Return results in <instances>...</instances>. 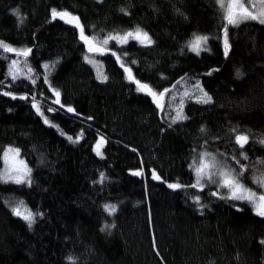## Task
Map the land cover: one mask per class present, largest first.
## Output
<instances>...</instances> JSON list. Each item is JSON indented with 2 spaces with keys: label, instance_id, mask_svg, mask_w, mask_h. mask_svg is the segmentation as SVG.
Returning a JSON list of instances; mask_svg holds the SVG:
<instances>
[{
  "label": "trees",
  "instance_id": "obj_1",
  "mask_svg": "<svg viewBox=\"0 0 264 264\" xmlns=\"http://www.w3.org/2000/svg\"><path fill=\"white\" fill-rule=\"evenodd\" d=\"M53 9L90 39L139 28L152 43L93 52L101 82L80 28ZM224 17L218 0H0V42L31 49L0 47V169L12 146L32 171L30 185L0 181V264H264V216L226 190L193 187L204 151L227 155L247 188L264 176V24ZM195 35L209 36L199 55L187 48ZM135 81L167 90L163 107ZM196 85L210 102L182 97ZM237 135L248 136L243 149ZM9 200L31 208V227Z\"/></svg>",
  "mask_w": 264,
  "mask_h": 264
},
{
  "label": "snow or ice",
  "instance_id": "obj_2",
  "mask_svg": "<svg viewBox=\"0 0 264 264\" xmlns=\"http://www.w3.org/2000/svg\"><path fill=\"white\" fill-rule=\"evenodd\" d=\"M220 2L221 8L225 11V20L228 25H238L241 21L246 20V19H252V20H257L258 17L256 15H253L248 9L245 7L243 3H240L239 0H231V2L228 5H225L222 0H218ZM15 15H18V13H14ZM61 18L65 19V22L75 23V26L77 28H80V33H81V38L89 45V50L90 51H102L100 48H95L94 45L92 44V41L90 40L89 37L84 35V30L83 27L79 24V20L75 16H71L70 13L64 11V12H57L55 9L52 11V18ZM262 18H259V23L264 24V13L261 14ZM22 22V21H21ZM133 38L138 40L140 43H142L144 46H149L151 45L152 41L148 37L147 33L142 32L139 28L135 30V32H128L124 34L123 37H109L108 39H104L102 43L106 45L108 43L109 39H117L118 42L120 40H123V42H127L128 38ZM94 39V38H92ZM208 40V37H197L193 43L189 45V50L195 52L197 55H199L200 51L203 50L201 47L202 44H206ZM224 43H225V55H227V47H228V29L225 27L224 29ZM0 47L3 48L4 52H14L17 55H24L27 56L30 52L31 49L27 50H16L8 46L7 44H3L0 42ZM115 55V53H112ZM86 60H88L89 63H94V61L90 60L88 57H85ZM119 59V58H118ZM17 63V61L13 60L12 64L13 66ZM124 67V71L129 73V76L131 78V72L130 70L125 67L123 64L121 65ZM45 68H48V65L44 66ZM9 74L12 75V79L15 80L17 76L13 74L12 70H9ZM98 77L102 79H107L106 76H103L101 73H98ZM137 84L138 90H143L146 91V93L150 96H152L153 101L157 103L158 107H163L162 104L159 102L164 98V96L167 93V90L164 92H155L153 91L148 85L142 84L139 81H135ZM5 95H10V93H4ZM54 95L56 96V100L54 103L59 104V96L60 93L58 91L54 92ZM205 96L207 94L205 93ZM16 97L13 96V99ZM21 99H25V97H20ZM210 97H208L206 100L203 102L207 103L210 102ZM33 108L36 109L37 113L43 115L41 113L40 108L36 103H33ZM63 107V105H61ZM67 112H73L74 110L71 107H68ZM48 111H52L51 108L48 109ZM184 117L181 116V114L178 112L177 113V119H182ZM46 124H49V126L55 127V125L51 124L47 118H45L44 121ZM175 122V120L173 121ZM69 140H72L74 143L77 142L76 140H73L71 136L68 137ZM78 139V138H77ZM236 144L239 145L241 149L244 148L245 144L248 143V136L247 135H237L235 137ZM261 143H264V140L260 141ZM103 144V138L97 143L96 148H97V155H101L99 149ZM208 154H205V156ZM243 155V153H242ZM7 156V153L5 154ZM245 158H247L245 156ZM215 164H206L204 162L203 157L201 158V161L199 163V166L195 168L196 174H197V181L196 184H200L201 180L204 179L205 177L211 181L212 180V175L213 173L211 171H205V169H208L210 167H214ZM134 175H139V173H133ZM219 176L221 177L220 180L216 181L221 187H228L232 191L231 199H238V200H244L247 199L249 202L253 203L254 206L256 207V214L259 216H264V192L257 193L252 191L251 189L245 188L244 185L240 184L238 177L232 176L229 172H224L220 171ZM153 179H160L158 176L153 173ZM11 180L12 182L16 184H22L25 182L23 177L21 176H9L7 174H2L0 175V181H3L5 183L9 182ZM260 187H264V176L259 177L255 181ZM196 185H193L195 187ZM169 188L172 189H178L181 187L179 184H168ZM213 195H216V193H213ZM23 206V202L20 203V205L14 207L12 209V212L14 215L19 216L23 220H25L28 223V226L31 227L32 223H34V215L31 211L27 210L26 208L21 210ZM105 210L109 211V214H112L115 212V206L114 205H105ZM261 243H264V241H261Z\"/></svg>",
  "mask_w": 264,
  "mask_h": 264
},
{
  "label": "rangeland",
  "instance_id": "obj_3",
  "mask_svg": "<svg viewBox=\"0 0 264 264\" xmlns=\"http://www.w3.org/2000/svg\"><path fill=\"white\" fill-rule=\"evenodd\" d=\"M222 2L225 5H228L231 2V0H222ZM239 2L243 3L245 5V7L248 9V11H250L253 15H256L258 17V19L262 18L261 14L264 13V0H239ZM71 24L75 25L74 22H72ZM140 30L144 33H147L146 31H144L142 29H140ZM128 32H135V30H130V31H126L122 34L110 35V36H106V37H102V38H98V37H96L94 39L91 38L90 40L92 41V44L94 45L95 48H100L102 50L104 49V47L106 45H109L111 42H116L119 45L127 44L130 41H136V42L140 43L138 40L133 39L131 37L128 38L126 43L123 42V40H120L118 42L117 39H109L108 43L106 45H104L102 43V41L104 39H108L109 37H123L124 34H126ZM204 36L209 38V36H207V35H195L187 44L188 50H189V45L191 43H193L197 37H204ZM148 37L151 39L149 34H148ZM207 43H208V40H207ZM207 43L201 45L203 50L200 51L199 54H201L203 51L207 50ZM140 44H142V43H140ZM88 49H89V45H88ZM89 52L90 53L86 54L85 57H88L90 60L94 61V63H89L88 60L85 59L86 62L88 64H90L92 66V68L94 69L97 79L101 82H105L107 79H102V78L98 77V73H101L103 76L107 77L104 64L100 60H98L96 57L93 56V52H96L95 50H93V51L89 50ZM191 52L195 53L193 51H191ZM10 67H11L13 74H15L16 76L21 75V73L23 72L20 61H17V63L14 66L11 63ZM47 69H48L47 71H49V68H47ZM188 94L193 95L194 98L201 100V101H204L208 98V95L205 96L204 90L199 85H196L193 88H189V89L185 90L182 97L184 98ZM100 140L101 139H99L98 142ZM97 143H96V145H97ZM96 145H95V151L97 153ZM104 145L105 144L103 141V144L99 149L101 154H102V148ZM6 153H7V156H5ZM205 154H208V155L205 156ZM202 157H203L204 162L206 164H209V165H211L213 163L215 164L214 167H210L208 169H205L206 172L211 171L213 173L212 180L209 181L205 177L204 179L201 180L200 184L195 183V185L198 188H204V187H207L209 185L212 187H215L213 192L216 193V195H220V196H224V190H226L227 191V197L230 198L232 195V191L228 187H221L216 182V181L221 179V177L219 176L220 171L229 172L232 176L238 177V175L236 174L235 168L231 164V161L228 159L227 155L221 154V153L207 152V151L201 152L197 161L192 166L194 173H195V176H196V181H197V174H196L195 168L199 166V163H200ZM2 174H7L9 176H21L25 180V182L22 184H27V185L31 184V182H32V171H31V168H30L29 164L27 163L26 159L22 156L19 148L9 146V147H6V149L4 150V152H3V166L0 169V175H2ZM238 179H239V177H238ZM9 182H12V181L9 180ZM239 182H240V184L244 185L240 181V179H239ZM244 187L247 188L246 186H244ZM248 189H250V188H248ZM251 190L254 192H257V193H261V192H264V187H260V185H258V190H254V189H251ZM236 200H238V199H236ZM240 201L249 202V200H247V199L240 200ZM20 203L21 202H14V201H10V200L7 201V205L11 209L20 205ZM249 203L253 206V209L256 212L257 209L254 206V204L251 202H249ZM24 208L31 211L34 215V212L31 210V208L25 202H23V206H22L21 210L23 211ZM34 222H35V215H34ZM32 225H33V223H32Z\"/></svg>",
  "mask_w": 264,
  "mask_h": 264
}]
</instances>
